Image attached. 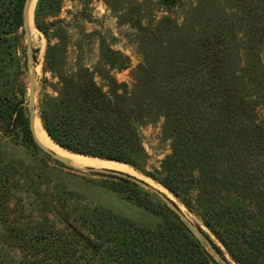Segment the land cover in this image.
Returning a JSON list of instances; mask_svg holds the SVG:
<instances>
[{"label": "trees", "instance_id": "obj_1", "mask_svg": "<svg viewBox=\"0 0 264 264\" xmlns=\"http://www.w3.org/2000/svg\"><path fill=\"white\" fill-rule=\"evenodd\" d=\"M56 1L36 2L34 24L45 34L47 26L41 19L51 14ZM23 2L0 0V129L21 140L34 161L37 153L50 157L34 141L25 99L14 89L11 72L13 33L22 27ZM219 44L211 39L203 44L206 79L212 84L185 87L180 101L167 103L171 152L159 169L144 172L199 215L236 264H264V193L258 185V171L247 167L255 152H264L263 135L257 132L258 126L245 122L249 120L246 109L233 108L235 99L227 92L229 86L219 65L223 56L218 53ZM199 93H214L219 113L204 111L198 103ZM63 94L57 102H43L39 111L43 128L57 144L144 169L147 154L131 110L112 101L87 75ZM7 166L0 165V221L8 223L17 239L19 255L4 260L0 250V264H218L159 199L158 212L165 214V221L148 230L109 208L89 203L44 174L40 164L28 165L38 186L33 191L23 190L27 178H14ZM111 177L151 194L130 180ZM23 191L27 195L20 196ZM143 203L138 202L156 211Z\"/></svg>", "mask_w": 264, "mask_h": 264}, {"label": "rangeland", "instance_id": "obj_2", "mask_svg": "<svg viewBox=\"0 0 264 264\" xmlns=\"http://www.w3.org/2000/svg\"><path fill=\"white\" fill-rule=\"evenodd\" d=\"M36 2L29 13V32L36 117L41 126L39 111L43 102L59 101L70 84L80 82L85 75L91 77L112 101L132 111L147 154L142 171L124 162L129 171H120L169 192L144 171L159 169L171 152L167 103L180 101L185 87L212 84L213 81L206 79L207 52L203 48L205 41L211 39L222 43L217 48L223 55L219 65L224 71L225 85L229 86L227 92L237 105L233 108L246 109L249 120L245 122L250 127H259L257 132L262 133L264 142V0H57L51 14L41 19L47 26L46 34L34 24ZM11 49L14 89L23 93L26 106L27 57L22 27L13 33ZM199 95L198 103L204 111L211 109L219 113L214 93ZM35 159L28 155L21 140L0 129V165H8L16 179L27 178L23 190L38 189L28 165L40 164V170L54 181L64 183L89 203L126 217L137 227L154 230L165 221V214L158 212L159 200L150 191L151 194H145L126 187L110 174L73 169L42 153H37ZM251 161L247 167L258 171V185L264 193V152H255ZM169 193L183 212L225 252L201 217ZM18 194L27 195L24 191ZM140 199L157 212L140 206ZM32 214L38 216V210L32 208ZM48 217L53 219L51 215ZM17 243L8 223L0 221V250L4 260L18 257ZM224 255L236 264L227 252Z\"/></svg>", "mask_w": 264, "mask_h": 264}, {"label": "water", "instance_id": "obj_3", "mask_svg": "<svg viewBox=\"0 0 264 264\" xmlns=\"http://www.w3.org/2000/svg\"><path fill=\"white\" fill-rule=\"evenodd\" d=\"M165 2L171 0H162ZM32 0H24L22 6V29L24 31L25 36V50H26V57H27V77H28V94H27V101H26V108L28 113V120L29 125L33 133V138L38 146V148L46 155H48L53 160L69 166L73 169L85 172H98V173H105L110 174L118 177L125 178L130 180L143 188L147 189L151 193H153L170 211H172L177 217L183 222V224L188 228V230L194 235L196 239L205 247V249L209 252V254L214 258V260L218 264H233L225 255H222L216 247H214L213 243L208 239V237L204 234L202 229L199 225L195 224L180 208V206L173 200L172 197L169 196V192L162 190L161 188L148 183L147 181L136 177L127 172L110 169V168H97V167H85L79 168L70 164L65 157L58 154L55 150L45 146L42 144L33 131V122L36 116V105L34 101L35 95V80L34 75L31 68V61L33 59V51L31 45V34L29 32V10L31 6ZM76 153V152H74ZM81 154V153H80ZM169 193V194H168ZM171 195V194H170Z\"/></svg>", "mask_w": 264, "mask_h": 264}, {"label": "bare ground", "instance_id": "obj_4", "mask_svg": "<svg viewBox=\"0 0 264 264\" xmlns=\"http://www.w3.org/2000/svg\"><path fill=\"white\" fill-rule=\"evenodd\" d=\"M34 5V0L31 2L30 11ZM36 117V116H35ZM33 131L37 139L45 146L55 150L58 154L62 155L67 159V161L73 166L84 168V167H97V168H110L115 170L129 171L128 166L122 162L106 159H88L80 155V153L71 152L59 144L55 143L52 138H50L45 130L42 128L37 117L33 122Z\"/></svg>", "mask_w": 264, "mask_h": 264}]
</instances>
